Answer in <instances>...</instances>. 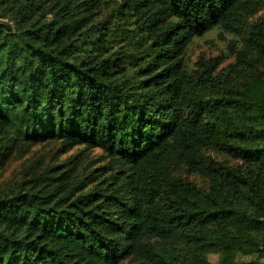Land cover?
Listing matches in <instances>:
<instances>
[{"label": "trees", "instance_id": "trees-1", "mask_svg": "<svg viewBox=\"0 0 264 264\" xmlns=\"http://www.w3.org/2000/svg\"><path fill=\"white\" fill-rule=\"evenodd\" d=\"M263 9L0 0V171L80 148L0 187V264H264ZM214 29L240 37L234 60L190 66Z\"/></svg>", "mask_w": 264, "mask_h": 264}, {"label": "rangeland", "instance_id": "rangeland-1", "mask_svg": "<svg viewBox=\"0 0 264 264\" xmlns=\"http://www.w3.org/2000/svg\"><path fill=\"white\" fill-rule=\"evenodd\" d=\"M264 16V9L255 17ZM240 45V37L234 34L223 32L220 29H214L201 37H197L187 49V60L190 66H193L200 55L207 58L222 56L224 61L222 66L232 62L235 58L232 46ZM60 143H45L33 146V148L22 157H14L7 161L4 169L0 171V187H4L13 182L21 180L27 171L30 161H36L35 164L62 163L72 158L78 153L80 148H72L68 151L61 150ZM99 150L91 152V156L97 157ZM217 158H228L225 154L213 153ZM199 184H205V180L197 175H190ZM264 217V213L261 214ZM214 262L218 261L217 255H210ZM245 264H263L256 255H246L242 257Z\"/></svg>", "mask_w": 264, "mask_h": 264}]
</instances>
